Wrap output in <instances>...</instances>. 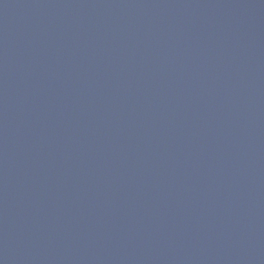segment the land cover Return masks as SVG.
<instances>
[{
	"label": "water",
	"instance_id": "obj_1",
	"mask_svg": "<svg viewBox=\"0 0 264 264\" xmlns=\"http://www.w3.org/2000/svg\"><path fill=\"white\" fill-rule=\"evenodd\" d=\"M0 264H264V0H0Z\"/></svg>",
	"mask_w": 264,
	"mask_h": 264
}]
</instances>
